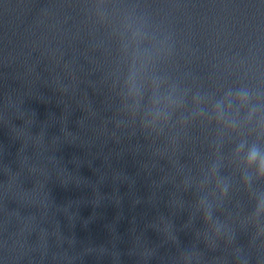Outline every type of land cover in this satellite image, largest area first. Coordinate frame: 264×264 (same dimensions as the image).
Wrapping results in <instances>:
<instances>
[{
  "label": "clouds",
  "instance_id": "1",
  "mask_svg": "<svg viewBox=\"0 0 264 264\" xmlns=\"http://www.w3.org/2000/svg\"><path fill=\"white\" fill-rule=\"evenodd\" d=\"M258 153L256 151H253L249 156V164H252L256 162Z\"/></svg>",
  "mask_w": 264,
  "mask_h": 264
}]
</instances>
